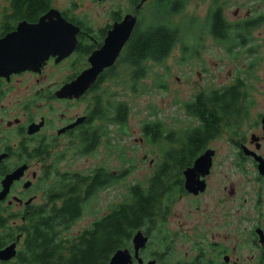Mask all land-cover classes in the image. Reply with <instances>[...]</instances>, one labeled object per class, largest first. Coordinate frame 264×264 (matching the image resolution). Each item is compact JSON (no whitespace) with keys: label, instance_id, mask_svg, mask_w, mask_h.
I'll list each match as a JSON object with an SVG mask.
<instances>
[{"label":"flooded vegetation","instance_id":"obj_1","mask_svg":"<svg viewBox=\"0 0 264 264\" xmlns=\"http://www.w3.org/2000/svg\"><path fill=\"white\" fill-rule=\"evenodd\" d=\"M17 1L0 0V41L5 36L15 32L20 23L28 25L38 23L43 15L51 9L59 11L63 19L79 29L76 34L74 50L63 59L57 60V55H49L37 71L23 70L10 73L7 76H0L1 120L3 123V120L9 117L10 113H14V119L6 121L5 128L18 133L17 140L9 143L11 152L8 154L6 151H1L6 152L7 157L0 163V190L4 176L16 168L24 166L22 175L11 183L7 195L0 200V215L6 219L5 227H0V240L4 238V244H1L0 250L11 244H14L15 248V255L8 260H0V264H17L16 257H18L25 235L24 231L21 230L26 222L25 215L30 212L55 210L61 206L62 198L59 193L49 191V187L58 186V177L65 172H87L59 171V163L65 160L70 153L64 151L90 146L98 150L104 145V138H101L102 142L98 145L93 143L90 145L88 141H79L80 136L85 134L84 129L90 123V114L93 111L91 88L96 80L78 97H58L56 91L63 85L73 81L84 69L90 66L88 62L89 55L103 45L108 31L112 29L114 24L120 23L126 14L136 16L135 24L130 33L131 36L138 22V14L143 3L148 2V0H139L134 4V0H129L125 13L122 14L119 10L111 11L108 21L103 26L95 29L87 20L76 18V16L69 13L68 9H58L54 5L56 0H43L48 5L44 11L37 10L33 14L26 15L19 11ZM229 1L209 0L204 17L192 16L196 26L194 25L193 31L189 30L188 33L185 26L187 19L185 22L180 20L179 24L183 23V29L180 30L181 40L174 48L180 50V56L183 60H186L187 56L191 57L194 51L195 53L193 52L194 55L191 57L193 59L198 57L201 50L204 49V44L209 40L210 43L218 46L225 53L233 55L236 52L239 54L237 62L242 59L241 56L243 57L244 62L241 69H245L247 72L241 76L245 81L244 88L247 91V96H249V104H247L244 123L240 129L242 136H228L223 133L220 137L207 143L206 149L213 150L211 164L206 173L199 174L196 177L197 182L203 181L204 189L202 191L193 194L184 188L183 172L192 166L195 159L182 170L183 193L180 194L178 199L185 197L196 203L193 206V211H189L195 220L191 224L180 222L177 228L172 227L171 223L169 226V216L173 204L162 224L161 232L156 229H152L148 234L143 232L148 237L147 243L138 252V257H141L143 261L147 260L144 257H154V253L160 252L164 257V264H264V112L258 113L256 117L251 116V110L256 104L254 96L256 87H254L252 80L256 82L257 76L253 77V74L260 64L257 57L258 45L253 32L264 22L253 26L249 37L237 39L233 38L232 32H228L223 39L218 40L209 30L211 28L209 10L211 9L210 12H212L215 3H217L216 5L220 8L224 21L223 26L228 28L229 31L234 28V25H238L243 20H255L258 14L264 13V11L250 15L246 14L244 18L233 20L228 18L225 13ZM74 19L79 24L75 23ZM191 32L194 33V43L188 47L186 38ZM123 48L112 65L119 59ZM65 63H68L66 64L68 66L65 67L69 70L68 74L63 73L65 68L62 67ZM9 95L12 98L14 96L17 102L16 108L15 106L6 107L3 104V101ZM39 123L41 125L38 130L28 133L27 129L30 124ZM223 136L226 137L234 151L232 165L247 178L248 182L252 183V189L247 193L250 204L246 206L247 211L242 212L239 216V211H235L232 199L229 202L226 197L233 196L231 187L224 186L222 188V195L225 196L224 203L214 207L213 212L202 209L203 207L197 205L200 194L209 186L208 179L215 164V150L209 146L213 141ZM36 150L41 155L37 152L33 156ZM58 153H63L64 157L54 168L53 157ZM112 172L115 173V171ZM248 174L252 176L248 177ZM113 186L99 190L97 195ZM248 199H246V202ZM237 220L240 222L235 224ZM76 222L67 231L62 232L64 238L79 233L74 235L69 233ZM59 231H62V228ZM161 238L164 243L163 247L159 246ZM130 252L133 255L132 247ZM233 257L237 258L234 259ZM239 257H249V259L246 260L245 258L243 262H239ZM202 258L210 259V261H203Z\"/></svg>","mask_w":264,"mask_h":264},{"label":"trees","instance_id":"obj_2","mask_svg":"<svg viewBox=\"0 0 264 264\" xmlns=\"http://www.w3.org/2000/svg\"><path fill=\"white\" fill-rule=\"evenodd\" d=\"M138 1L134 0V4ZM187 2H145L147 8L144 5L140 9L138 22L119 59L98 76L91 88L93 111L89 126L84 129L85 134L80 136V142L88 141L90 145H98L102 142L101 138H104V145L110 148L113 141L110 134L126 133L131 110L127 97L145 91V80L149 73L155 75L151 66L163 63L181 40L183 23L180 25L172 17L181 13ZM17 3L19 11L25 15L37 10L44 11L48 7L43 0H18ZM216 4L212 12L209 10V30L218 40L223 39L228 32H232L233 38L237 39L249 37L253 26L264 22V13H259L255 20H243L229 31L223 26L221 11ZM144 9L147 14L143 13ZM188 19L185 22L187 33L196 26L194 18ZM244 86L243 78L236 76L232 84L197 92L191 100L182 103L187 118L194 121L188 126L168 128L161 120L142 119V139L158 150V161L150 176L145 183L129 185L124 201L114 204L108 212L95 218L78 234L65 238L62 232L82 218L97 192L117 185L130 169L113 173L107 165H100L87 172L63 173L58 177V186L49 187V191L59 193L61 206L55 210L25 215L26 222L21 228L25 235L16 257L17 264H108L116 250L131 249V240L137 230L147 234L152 229L161 232L170 207L183 193L182 170L205 151L210 140L223 133L240 137L249 104ZM17 135L16 131L3 128L0 123V152L6 151L9 154V142ZM96 151V148L90 146L64 152H70L69 155L73 157H81L91 156ZM37 152L41 155L36 150L33 156ZM63 157V153L53 157L54 168ZM5 225L6 219L0 215V227ZM60 228L62 231H59ZM3 242L4 238L0 240V246ZM159 246H164L162 238ZM145 259L155 260V264H164L160 252Z\"/></svg>","mask_w":264,"mask_h":264},{"label":"rangeland","instance_id":"obj_3","mask_svg":"<svg viewBox=\"0 0 264 264\" xmlns=\"http://www.w3.org/2000/svg\"><path fill=\"white\" fill-rule=\"evenodd\" d=\"M128 1L56 0L54 5L60 10L68 9L69 13L77 18L87 20L96 29L108 21L111 11L119 10L122 14L125 13ZM151 2L152 0H148L149 4ZM208 3L209 0H188L184 11L172 17V20L185 22L192 16L204 17ZM143 6L147 8L146 3H143ZM260 11H264V0H230L225 9L227 17L233 20ZM143 13L147 14L146 9ZM253 35L258 45L257 57L260 60V64L253 74V77L257 76V81L252 80L254 87H256L254 92L256 104L251 110V116L256 117L258 113L264 112V24L255 29ZM193 36L194 33L191 32L186 38L188 47L194 43ZM193 52L192 56L194 55ZM180 55V50L174 48L163 63L152 65L151 69L155 71V75L149 73L145 80L147 85L145 91L127 97L128 101L130 100L131 110L125 129L126 133H121V135L118 133L110 134L113 137L110 148L102 145L91 156L73 157L67 155V158L59 163L58 168L61 172L65 170L88 171L100 165H107L111 171L115 172L130 169L126 174L127 176L121 179L117 185L100 192L89 203L84 215L69 233L74 235L88 227L95 218L104 215L114 204L125 200L126 188L129 185L135 182L145 183L150 176L155 162L158 161V150L149 145L145 139H142L140 132L142 119L154 120L155 118L161 120L168 128L191 125L194 121L187 118L182 109L184 101H189L199 90L227 85L232 83L236 76L242 77L241 75H245L247 72V70L241 69L244 62L242 56L240 57L242 59L237 62L239 54L236 52L233 55L225 53L218 46L210 43L209 40L204 44V49L201 50L198 57L191 59L192 56H187V59L183 60ZM66 64L68 63H65L62 68L67 67ZM63 73L68 74V68H65ZM3 104L6 107L15 106L16 108L17 106L14 96L12 98L10 95L5 98ZM14 115V113H10L9 117L3 120V123L0 116V123H2L3 128H5L6 121L14 119ZM15 140L17 138L12 139L11 142ZM114 146L115 148H113ZM209 147L215 150V164L208 179L209 186L200 194L197 205L213 212L214 207L224 203L225 196L222 195V188L224 186L231 187L233 196L226 197L229 202L232 199V204L235 211H239V216L242 212L247 211L246 206L250 204L247 193L252 189V183L248 182L247 178L232 165L234 151L225 136L213 141ZM247 176L252 175L248 174ZM246 199H248L247 202ZM195 205L196 203L189 198L177 199L169 216V226L172 224V227L177 228L180 222L193 223L195 219L189 211H193ZM239 222L237 220L235 224ZM245 258L246 260L249 259V257H239V262H243Z\"/></svg>","mask_w":264,"mask_h":264},{"label":"water","instance_id":"obj_4","mask_svg":"<svg viewBox=\"0 0 264 264\" xmlns=\"http://www.w3.org/2000/svg\"><path fill=\"white\" fill-rule=\"evenodd\" d=\"M135 21V15L126 14L120 23L114 24L108 31L103 45L89 55L90 66L73 81L57 90L56 95L58 97H78L88 89L98 75L115 62L130 36ZM78 29L77 26L63 19L60 12L54 9L43 15V18L36 24L20 23L15 32L0 41V76L23 70L37 71L49 55H57V60L68 56L75 48ZM52 35H55L57 39L49 40L48 37ZM40 125L41 123L30 124L27 129L28 133L38 130ZM212 155L213 150L206 149L194 160L192 166L184 170L186 191L196 194L204 189L203 181L197 182L196 177L208 171ZM6 157L7 153L1 152L0 163ZM23 170L24 166H20L4 176L1 181L0 200L5 198L11 183L22 175ZM147 241L148 237L143 231L137 230L131 240L134 257L128 248L118 249L112 254L108 264H134V261L136 264H155V260L143 261L141 257H138L139 250L145 246ZM14 255V244L0 250V260H8Z\"/></svg>","mask_w":264,"mask_h":264},{"label":"snow or ice","instance_id":"obj_5","mask_svg":"<svg viewBox=\"0 0 264 264\" xmlns=\"http://www.w3.org/2000/svg\"><path fill=\"white\" fill-rule=\"evenodd\" d=\"M48 39L54 41L55 39H57V37L55 35H52V36L48 37Z\"/></svg>","mask_w":264,"mask_h":264}]
</instances>
